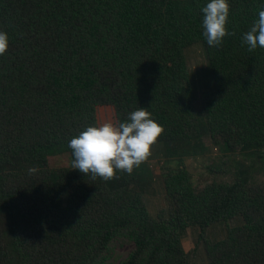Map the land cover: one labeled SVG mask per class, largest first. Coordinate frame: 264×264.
<instances>
[{"label": "trees", "instance_id": "obj_1", "mask_svg": "<svg viewBox=\"0 0 264 264\" xmlns=\"http://www.w3.org/2000/svg\"><path fill=\"white\" fill-rule=\"evenodd\" d=\"M208 2L0 0L9 38L0 56V264H181L184 228L202 237L216 221L224 234L203 238L208 264H264V179L249 185L237 166L230 180L196 186L180 164L208 144L264 153V48L242 41L264 0H228L235 35L219 47L202 33ZM195 41L197 78L183 50ZM139 107L164 127L162 156L177 160L161 172L167 206L154 215L142 197L152 174L144 162L92 179L72 168L68 147L87 126L125 122ZM57 153L67 163L51 168L46 156ZM234 216L241 221L226 224ZM119 235L131 246L110 263L104 252Z\"/></svg>", "mask_w": 264, "mask_h": 264}, {"label": "clouds", "instance_id": "obj_2", "mask_svg": "<svg viewBox=\"0 0 264 264\" xmlns=\"http://www.w3.org/2000/svg\"><path fill=\"white\" fill-rule=\"evenodd\" d=\"M229 8L228 0H209L201 9L202 33L210 47H219L224 37L235 35L227 28ZM8 40V34L0 31V56L7 51ZM242 41L250 52L258 46L264 48V9L243 34ZM163 132L164 127L142 107L131 112L125 122L108 121L87 126L68 143L74 157L72 168L90 174L92 179L99 177L105 181L115 178L118 171L131 174L148 159L152 146Z\"/></svg>", "mask_w": 264, "mask_h": 264}, {"label": "rangeland", "instance_id": "obj_3", "mask_svg": "<svg viewBox=\"0 0 264 264\" xmlns=\"http://www.w3.org/2000/svg\"><path fill=\"white\" fill-rule=\"evenodd\" d=\"M185 64L192 76L197 78L204 70V55L198 41L191 42L184 47ZM198 93V90H197ZM194 108L199 107L198 98L194 99ZM203 141L208 143L204 135ZM208 149L194 154L183 155L181 165L187 170L192 184L200 186L204 182L213 179L230 180L233 177V170L238 167L246 168L248 171L247 182L249 185L260 184L264 179V153L257 157L254 153L242 154L239 149L232 147L224 149L221 144H208ZM66 153H57L46 156V163L51 168H58L67 163ZM145 165L151 170V178L142 193L147 211L154 215L160 208L166 210L167 202L161 185V172L167 167H174L177 160L170 157L164 158L159 151L158 145L151 148V155ZM164 215V214H163ZM239 216H234L226 221V224L240 222ZM225 223L216 221L208 224L202 237L197 236V226H186L180 235V243L185 250V258L181 264H208L207 257L203 250V238H218L224 234ZM131 246V241L123 235L113 237L104 252V260L116 263L125 257Z\"/></svg>", "mask_w": 264, "mask_h": 264}]
</instances>
